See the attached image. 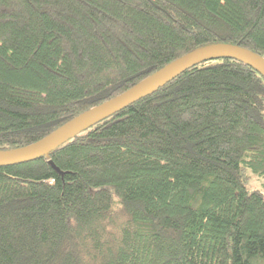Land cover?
<instances>
[{"label": "trees", "instance_id": "trees-1", "mask_svg": "<svg viewBox=\"0 0 264 264\" xmlns=\"http://www.w3.org/2000/svg\"><path fill=\"white\" fill-rule=\"evenodd\" d=\"M264 59V0H0V152L179 59ZM264 77L199 64L33 161L0 166V264H264Z\"/></svg>", "mask_w": 264, "mask_h": 264}, {"label": "water", "instance_id": "water-1", "mask_svg": "<svg viewBox=\"0 0 264 264\" xmlns=\"http://www.w3.org/2000/svg\"><path fill=\"white\" fill-rule=\"evenodd\" d=\"M221 59H232L245 63L264 77V59L248 50L222 45L194 52L150 76L124 95L72 120L42 141L20 150L0 152V166L30 162L47 156L121 109L154 94L189 69L205 62Z\"/></svg>", "mask_w": 264, "mask_h": 264}, {"label": "rangeland", "instance_id": "rangeland-1", "mask_svg": "<svg viewBox=\"0 0 264 264\" xmlns=\"http://www.w3.org/2000/svg\"><path fill=\"white\" fill-rule=\"evenodd\" d=\"M249 185L248 190L250 192H259L264 197V178H260L254 176L253 174L249 173Z\"/></svg>", "mask_w": 264, "mask_h": 264}]
</instances>
